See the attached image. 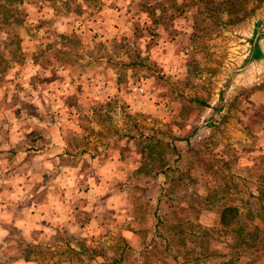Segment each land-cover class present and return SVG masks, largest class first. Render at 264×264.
<instances>
[{
  "label": "rangeland",
  "instance_id": "374dc122",
  "mask_svg": "<svg viewBox=\"0 0 264 264\" xmlns=\"http://www.w3.org/2000/svg\"><path fill=\"white\" fill-rule=\"evenodd\" d=\"M253 18L264 0H0V264H264V64L234 75ZM59 133L88 151L50 156Z\"/></svg>",
  "mask_w": 264,
  "mask_h": 264
},
{
  "label": "water",
  "instance_id": "95a60500",
  "mask_svg": "<svg viewBox=\"0 0 264 264\" xmlns=\"http://www.w3.org/2000/svg\"><path fill=\"white\" fill-rule=\"evenodd\" d=\"M241 41L244 53L234 75H243L264 64V20L253 18Z\"/></svg>",
  "mask_w": 264,
  "mask_h": 264
},
{
  "label": "crops",
  "instance_id": "0c3cea01",
  "mask_svg": "<svg viewBox=\"0 0 264 264\" xmlns=\"http://www.w3.org/2000/svg\"><path fill=\"white\" fill-rule=\"evenodd\" d=\"M164 57V56H163ZM168 70V69H167ZM169 72H171L172 71V69L171 70H168ZM110 76V75H109ZM108 77V76H107ZM107 80H109V82H110V85L112 86V84L114 85V87H115V84H114V82L113 81H115V79L113 78V74H111V78H109L108 77V79ZM109 86V85H108ZM116 88H112V87H109L108 89H106V92H116ZM103 93H101V95H102ZM17 124H18V130H19V133H23L24 131H23V127L25 126V125H21L19 122H17ZM51 126H52V124H50ZM65 128V127H64ZM18 133V134H19ZM24 134V133H23ZM13 139H15V143L17 142L16 140V138L15 137H11V140H13ZM2 139H0V153H3L4 152V148L2 147V144L4 143L5 144V140H4V142L3 141H1ZM43 140H44V143L43 144H45V145H47L48 147H52V150H50V152H52V154L50 155V156H52V155H58V158L59 157H64V156H66V155H71V157H78L79 155H82V154H85V151H88V150H86L85 148H84V145L85 144H83V142H84V140H83V137H81V138H79V139H76V144H75V146H74V148H75V151H68V147L70 146L68 143H67V138H65L63 135H60V133H59V135H57V136H55L54 134L53 135H51V137H49V136H47V135H45L44 137H43ZM43 140H41V142L43 141ZM79 142V143H78ZM11 148V147H10ZM29 147L27 146L26 148H20V150H23L22 151V154L23 155H26V154H29L28 153V151H27V149H28ZM41 151H37V152H41V153H44V154H46L47 152H45L46 151V148H42V149H40ZM48 188H46V190H47ZM40 192V191H39ZM61 193H62V191L59 193L60 195H61ZM32 196V195H31ZM31 196H29L28 198H29V202L31 203V204H33L34 206H37L38 204H37V202H35L36 200L34 199V195L31 197ZM31 199H33V200H31ZM59 199L61 200V197H59ZM32 201H34V202H32ZM45 203H52L51 202V200H46L45 201ZM63 203H65V201H62L61 202V204H60V206L61 207H63ZM57 204V202H54L53 204H50V205H47L49 208H51V207H54L55 205ZM21 207H23V206H21ZM74 208V207H73ZM18 208H15V210H17ZM9 211H11V210H9Z\"/></svg>",
  "mask_w": 264,
  "mask_h": 264
},
{
  "label": "trees",
  "instance_id": "16d2710c",
  "mask_svg": "<svg viewBox=\"0 0 264 264\" xmlns=\"http://www.w3.org/2000/svg\"><path fill=\"white\" fill-rule=\"evenodd\" d=\"M231 211H232V209L229 208V207H225V208L222 209L221 214H220V223L222 225H226L227 224L226 220H228V218H227L226 215H228Z\"/></svg>",
  "mask_w": 264,
  "mask_h": 264
}]
</instances>
